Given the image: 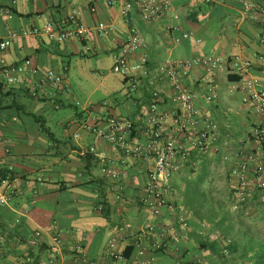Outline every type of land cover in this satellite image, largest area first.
<instances>
[{
  "label": "crops",
  "instance_id": "crops-1",
  "mask_svg": "<svg viewBox=\"0 0 264 264\" xmlns=\"http://www.w3.org/2000/svg\"><path fill=\"white\" fill-rule=\"evenodd\" d=\"M117 1L110 5L108 0H19L12 18L0 16V43L11 31L47 22L71 26L73 13L89 28L86 36L63 42L44 35L18 36L6 49L0 47V175L12 170L17 186L10 205L0 206V264H34L41 258H53V264H131L137 259L149 264L213 262L212 230L223 214L216 204V175L221 166L225 168L226 189L235 201L230 174L233 160L244 149L256 146L251 130L262 121L244 100L245 94L238 87L241 76L229 73L226 67L218 70L214 76L219 95L212 102L205 98L202 69L186 80L197 91L200 114L219 127V135L208 151L194 147L185 134L179 135L189 158L172 175L173 189L168 199L185 209L183 215L190 224L187 234L177 221L178 208L165 209L161 217L154 219L141 201L152 160L125 155L119 147L85 128L83 122L93 117L105 121L110 117L128 118L136 124L135 139H146L152 87L145 82L138 92L128 95L127 82L114 68V53L131 25L144 38L134 60L146 54L150 65L155 66L167 59L203 54L229 60L238 55L242 61L251 62L249 72L259 78L263 89L264 43L260 35L264 28L244 16L245 0H171L170 13L156 22L141 20L135 9L131 20L126 21L121 15L124 0ZM10 4V0H0V8ZM99 22L115 26L109 36L97 35ZM185 32H191L192 37L184 38ZM26 59L37 70L32 78L38 80L48 69H56L66 74V84L60 89L44 85L33 96L26 85L5 83L2 67ZM159 88L164 107L170 109L173 87L162 80ZM104 166L117 169L120 176L112 178L103 172ZM191 186L196 187L204 205L190 203L186 191ZM238 209L242 218L246 214L247 220H254L248 224L243 221L246 225H242V233L264 235V202L259 200V192H253ZM208 219L210 227L202 230L201 225ZM164 221L173 226L170 234L182 253L158 251L152 247L155 238L146 236L147 250L139 255L136 236H145L150 229L158 231ZM37 230L42 232V240L30 245L28 240ZM113 236L118 238L115 250L123 253L125 260L105 255ZM252 236L251 241L234 250L240 258L252 256L248 264H264V239ZM228 264L246 263L241 260Z\"/></svg>",
  "mask_w": 264,
  "mask_h": 264
},
{
  "label": "built area",
  "instance_id": "built-area-1",
  "mask_svg": "<svg viewBox=\"0 0 264 264\" xmlns=\"http://www.w3.org/2000/svg\"><path fill=\"white\" fill-rule=\"evenodd\" d=\"M19 0H10L11 4L0 8V16L12 18L14 6ZM117 0H108V4H116ZM172 8L171 0H124L121 7V15L126 21H130L133 9L137 10L141 20L156 22L167 16ZM243 14L246 18L258 22L264 28V1L254 3L243 1ZM72 25L57 26L47 22L42 26H31L21 31H11L2 39L1 49H6L18 36L44 35L50 39L63 42L70 37L86 36L89 28L78 18L77 13L70 15ZM115 26L105 22H99L96 26L97 35L107 37ZM184 38L192 37L191 32H185ZM260 42L264 43V32L260 35ZM144 38L135 25H131L126 36L119 42L114 53V68L119 71L127 82V93L132 95L148 82L152 89L150 101L146 113V139H135L136 124L128 118L110 117L97 119L95 117L85 120L83 126L109 142L119 147L127 156L143 157L152 160V167L145 183V194L141 201L154 219L163 215L165 209L175 211L179 209L177 221L181 231L187 234L190 229L185 209L176 206L168 199L172 175L179 171L182 163L189 158V151L185 144L179 140L180 134H185L189 142L202 151H208L209 147L219 135L218 124L208 116L200 114L196 106L197 91L186 80L192 74L202 69L204 72L205 98L212 102L218 98V89L215 81V73L226 67L227 71L236 72L241 76L238 86L245 94L244 100L262 117V121L251 130V140L256 146L244 149L236 155L230 169L231 178L234 180V208L246 202L253 192H259V200L264 202V89L260 87L259 78L250 74L251 62L242 61L238 55L230 60L217 54H203L190 58L167 59L155 66L150 65L146 54H142L138 60L134 55L143 47ZM229 66V67H228ZM5 83L8 85H26L30 94L37 96L44 85L53 89H60L66 84L67 76L56 69H48L38 80L32 78L37 72L31 67V60L26 59L18 65H4L1 69ZM30 72L31 77L28 76ZM162 80H168L174 92L171 95L172 106L164 107V96L159 88ZM104 104H107L106 102ZM100 122L105 123L101 126ZM94 150V149H92ZM113 164V161H111ZM103 172L114 179L120 176L117 169L102 167ZM253 180V181H252ZM17 191L16 175L12 170H7L0 175V206H9ZM173 226L164 221L159 225L158 231L149 230L145 236H136L135 245L139 255L146 252L144 242L146 236L155 238L152 247L158 251L166 250L181 254V248L173 241L170 234ZM206 223L201 225L206 230ZM148 234V235H147ZM42 240V232L37 230L28 240L30 245H37ZM118 238L113 236L109 240L105 255L112 258L125 260L123 253L115 250ZM230 242V240H229ZM227 245V244H226ZM223 246V253L229 255V249ZM54 259H39L34 264H53ZM131 264H149L145 259L135 260Z\"/></svg>",
  "mask_w": 264,
  "mask_h": 264
},
{
  "label": "rangeland",
  "instance_id": "rangeland-1",
  "mask_svg": "<svg viewBox=\"0 0 264 264\" xmlns=\"http://www.w3.org/2000/svg\"><path fill=\"white\" fill-rule=\"evenodd\" d=\"M85 59V58H83ZM83 62H88L86 60H82ZM103 72H107V70H104ZM102 95V94H101ZM81 98H84V96H80ZM220 173V174H219ZM219 175H216V181H217V188L215 190V195L218 197L217 200V207H219V209H221L220 211L223 212L222 214V218H220L218 221L215 222V226L214 229L212 230V233H214L215 237L214 240H212L213 242V256H212V261H207L208 264H228V261H243L246 264H248L250 261V255L248 257L245 258H240L239 256H237L236 254V250H233L232 247L229 248V245L231 243H235L236 248L238 249V247L242 248L248 241H251V234L247 236V234H243V227L242 225H246L245 223H250V221H254L253 219L251 220H247L246 217H248L246 214L243 215L244 218H242V215L239 213V209H232V203L235 202L232 197H229V193L227 192L226 189V180H227V172L225 170V168H223L222 166L220 167L219 170ZM194 186L195 182L193 183ZM191 186L187 189V194L188 197L190 198V203L193 206H197L200 204V202L204 205V203L201 201L202 198L200 196V193L198 192V190H196V187ZM221 203V204H219ZM219 204V205H218ZM189 206V204H187ZM214 221V220H212ZM245 221V223L243 222ZM206 225L208 226V228L210 227L211 223L208 220H205ZM241 225V226H240ZM241 227V228H240ZM245 227V226H244ZM209 232V231H208ZM207 232V233H208ZM209 236V235H208ZM207 234L206 237L208 238ZM253 238H259V239H264V235H257L254 233V235L252 236ZM210 239H212V237H210ZM210 239L206 240L205 242L209 241ZM221 240V242L219 241ZM230 240V242H229ZM204 241V240H203ZM219 241V243H221L222 246V242L228 245L229 248V253L230 256L227 257L225 255H223L220 251V246L219 243L217 242ZM201 242V241H199ZM239 254V253H238ZM252 255V254H251ZM215 259H218L219 261L214 262Z\"/></svg>",
  "mask_w": 264,
  "mask_h": 264
},
{
  "label": "trees",
  "instance_id": "trees-1",
  "mask_svg": "<svg viewBox=\"0 0 264 264\" xmlns=\"http://www.w3.org/2000/svg\"><path fill=\"white\" fill-rule=\"evenodd\" d=\"M219 241L221 242V240H219ZM219 241H217V242L219 243ZM225 245H226V244L223 243V242H222V246H221V243H219L220 250H221L220 252H221L223 255H225V254L223 253L222 249H223V246H225ZM226 247L228 248V245H226ZM230 247H232L233 250L236 248L235 245H233V243H231V244L229 245V248H230ZM229 248H228V249H229ZM249 258H250V260H252L253 257L250 256Z\"/></svg>",
  "mask_w": 264,
  "mask_h": 264
}]
</instances>
